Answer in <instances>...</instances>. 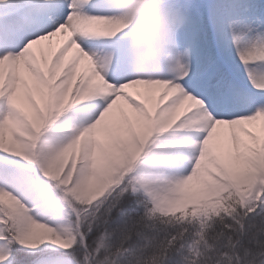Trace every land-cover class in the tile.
<instances>
[{
	"label": "snow or ice",
	"instance_id": "6c2138e0",
	"mask_svg": "<svg viewBox=\"0 0 264 264\" xmlns=\"http://www.w3.org/2000/svg\"><path fill=\"white\" fill-rule=\"evenodd\" d=\"M0 0V264H264V0Z\"/></svg>",
	"mask_w": 264,
	"mask_h": 264
},
{
	"label": "bare ground",
	"instance_id": "6f19581e",
	"mask_svg": "<svg viewBox=\"0 0 264 264\" xmlns=\"http://www.w3.org/2000/svg\"><path fill=\"white\" fill-rule=\"evenodd\" d=\"M151 7L152 5L149 3V0H126L125 7L122 9V14L129 19L127 43L132 57H137V60L134 61L136 64L142 62L144 57L159 50L158 46L154 45L150 40H145L141 44V47L137 48L136 22L144 20L146 23H150L148 13Z\"/></svg>",
	"mask_w": 264,
	"mask_h": 264
},
{
	"label": "clouds",
	"instance_id": "9594fccd",
	"mask_svg": "<svg viewBox=\"0 0 264 264\" xmlns=\"http://www.w3.org/2000/svg\"><path fill=\"white\" fill-rule=\"evenodd\" d=\"M152 5L148 13V18L151 23H146L144 20L136 22V37L138 43H143L145 40H150L154 45L158 46V49L162 43L163 35L165 31L164 19L155 6L153 0H149ZM158 51L144 57L142 62L137 63L139 70L147 71L148 66L157 58Z\"/></svg>",
	"mask_w": 264,
	"mask_h": 264
}]
</instances>
